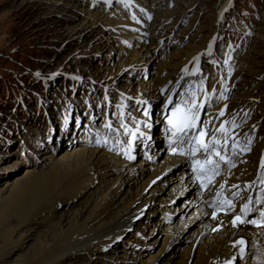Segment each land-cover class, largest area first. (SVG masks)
<instances>
[{
  "label": "bare ground",
  "instance_id": "1",
  "mask_svg": "<svg viewBox=\"0 0 264 264\" xmlns=\"http://www.w3.org/2000/svg\"><path fill=\"white\" fill-rule=\"evenodd\" d=\"M87 1L21 0L20 4L25 5L24 7L28 9L25 13L29 15L38 8H51L43 20L46 22L43 23V27L52 28L65 21L66 24L61 27L63 29L57 31L65 33L57 35L60 40L65 39L74 44L76 41L82 42L88 36L94 35L88 42L92 43L96 50L106 49L107 53L113 52V55L123 51V56L119 55V57L124 61L121 60L119 68H117V65H120L119 60L115 69L111 65L112 62L106 65L90 63L97 69L95 77L102 80L105 86H109L106 82L112 78L119 79L120 74L126 69L147 66L155 54L154 44L159 43L161 36L167 39L169 33L180 23L181 13H187L194 8L196 13L194 20L203 13L198 6L199 0H146L153 6L158 4L160 6L159 14L154 22L156 24L152 27V36L157 37L158 40L153 39L149 45L139 46L129 54L131 51L128 48H119L118 45L130 43L110 35L107 31L108 23H121L124 31L130 34H143L147 30V24L134 23L127 18L128 10L115 12V20L109 21L107 16L101 13L103 11L101 3L94 4L91 0ZM218 1L223 4L221 11L227 0ZM68 15L73 18H67ZM78 17L79 21L73 23L72 21ZM186 26L176 32L175 39L179 40L178 45L167 55L161 54L163 59L160 58L156 70L150 72L149 83L132 79L129 86L125 85L127 91L135 94V88L140 87L148 96L154 95L155 81L157 87L168 90L169 84L175 82L174 78H171L172 73L167 74L168 68L180 69L185 64L184 57L188 60L203 46V40H200L203 30L187 40V31L190 28ZM80 47L83 49L82 46ZM74 59H71L72 63H75ZM243 59L239 60L242 67L236 73L235 79L250 70L249 75L251 77L255 75L254 72L252 73V64L248 66L247 71L245 70L246 64L243 63ZM249 61H254L253 57L252 59L248 57ZM130 73L132 74V71ZM138 74L140 76V73ZM244 78L243 75L241 80L243 81ZM122 79H124L123 76L119 81ZM125 93L128 94L126 91ZM155 93L152 99H156L158 92ZM138 96L149 98L144 93L137 94ZM253 101L251 95L240 91L231 103L237 112L239 108L245 110L246 106L254 107L255 112L258 108L257 111L261 114L257 117L263 118L254 119L250 116L243 125L247 126L245 127L247 132L253 135L257 133L256 137L260 140L259 137L264 136V105L257 106V103ZM152 136L155 137L154 134ZM61 143L59 147H63L62 152L58 153L57 147V153L51 151L44 153L39 164L25 167L12 179H8V172L2 178L0 177L1 180L7 178L0 186V264H8L9 258L16 251L27 246H30V250L18 264H113L110 261L115 264H213L216 257H227L233 254L229 251L227 244L240 236L253 238L252 244L254 241H260L259 247H255L252 255L241 264H264L263 231L235 232L224 229L219 234L204 236L193 252L194 239L202 231L196 228L190 231L195 225L185 230L187 221L180 222L179 217L176 221L177 216L174 218L164 216L165 213L176 212L175 205H170L173 200L176 199L175 204L179 206L184 185L180 184V176H173V174L179 169L185 171L186 166L183 164L186 165V163L177 165L181 168L176 170L174 169L177 166L174 167L171 170L173 172L170 171L162 180L154 181L168 165L174 164V159L170 161L162 159L158 164H150L141 158L134 164L126 165L99 149L88 151L87 147H81L79 143L68 145L64 141ZM159 145V141L154 138L152 148L156 150ZM263 145L264 138L253 149V153L247 156L246 172L243 174L251 179L256 170L259 150ZM13 163H15L14 159L4 166L5 170L10 169V164ZM22 166L20 163L12 171H19ZM95 182L98 185L90 188ZM166 184H170L167 189ZM246 185L251 184L244 183V186ZM73 200L79 201L78 205L71 209L70 206L65 207L61 215H58L59 201L64 203L67 201L68 204ZM146 205L151 208L144 218L134 220L129 227V222H132L136 216L134 214L139 210L143 212ZM188 210V207H181V213L184 215L191 214L192 211ZM135 225L139 226L137 230H134ZM149 225V231L146 234L144 229ZM160 228L161 232H159ZM128 230L127 235L131 239L127 243L121 242L122 244L111 246L105 251V248L111 244V240L115 242L118 235ZM138 233L142 236L150 235L149 240L142 241L138 238ZM32 240L33 243H30ZM130 241L133 243H129ZM148 247L156 248L151 250L153 248L148 249ZM80 259L83 261L78 263Z\"/></svg>",
  "mask_w": 264,
  "mask_h": 264
},
{
  "label": "rangeland",
  "instance_id": "2",
  "mask_svg": "<svg viewBox=\"0 0 264 264\" xmlns=\"http://www.w3.org/2000/svg\"><path fill=\"white\" fill-rule=\"evenodd\" d=\"M86 2L88 1L86 0ZM229 2L230 0H227L226 5L220 11L223 5L220 4V1L199 0L198 6L203 13L199 17L197 16L198 19L196 20H194L196 17L194 8L187 13H181L180 23L174 28L175 30L169 33L167 39H163L165 40L164 45H168V38L172 32H175V35H177L176 32L187 25L186 27L190 28L187 31V40L192 39L198 32L203 30L200 35V40H203V46L200 48H205L206 40L210 37V31L215 29L217 15L222 14L223 10L230 5ZM248 2L249 0H235L236 9L241 8V5ZM20 3L21 0H0V177L2 178L8 172V179L17 176L24 169L23 167L19 171H12L21 163L20 159L17 158L19 154H16L17 144L20 141L19 134H24L23 132L28 128L32 129L34 126L36 128L39 123H43L42 120L44 117L47 118V114L48 116H52L55 109L54 106H57L58 98L60 96L62 97V94L65 93L63 91L66 90L67 93H72V89L75 86L82 85L77 80L71 79V76L82 77L83 79L90 77L96 78L95 73L97 69L95 67L93 68L92 65H106L108 62H111V55H113V52L107 53L106 49L96 50L92 46V43L88 42L92 39L91 36L94 35L88 36L82 42L76 41L74 44H71L70 41H66L65 39L60 40L57 35L60 36L65 33H58L57 31L63 29L61 27L66 24L65 21L54 25L52 28L46 29L43 27V23H46L43 20L47 15V11L51 8H38L29 15V13H25L28 10L24 7L25 5H21ZM250 8L258 13V19L255 21V24L250 26L253 31L252 44L241 60L244 58L243 60L249 63L248 66L253 65L252 73L254 72L253 74L255 75L251 77L249 75L251 74V70L248 72L247 67V72L242 74L245 80L239 81L238 87L240 90L238 89L236 94L242 91L243 94L251 95L254 100L253 102L257 103V101H260V104L264 105V0H254ZM218 12L219 14H217ZM68 17L72 16L68 15ZM243 17L242 15L239 20H242ZM78 21L79 17L72 22L75 23ZM171 51L172 49H168L166 51H160L158 55L155 53L152 61L147 64L150 72H154L159 59H163L162 56L167 55ZM248 57L250 59L253 57L254 61L248 62ZM72 58L75 63L71 62ZM102 60L107 61L104 62ZM114 60L111 65L116 67L118 59ZM143 67L132 69V74L130 73L131 75L128 78L123 76L124 79L118 82L119 90L125 92L127 90L125 85L129 86L132 83V79L130 78L132 76L138 77V73H141ZM176 69L171 67L168 70L175 71ZM57 72L59 74H56ZM96 81L102 83L100 79ZM130 87L132 88V86ZM157 104L158 102L156 101L154 105L157 106ZM257 110L255 113L258 112ZM257 114L259 115L261 112L259 111ZM258 115H255V118H260L257 117ZM253 117L254 115L251 118ZM33 131L37 130L34 129ZM24 136H27V134ZM13 140L16 142L14 143ZM13 159L15 163L10 164V169L5 170L4 166L9 164ZM183 166L186 165L183 164ZM178 168L181 167L177 166L174 170ZM179 171L181 170L179 169L174 172L173 176ZM5 180L7 178L0 179V186L4 184ZM169 186L170 184H166L165 188L167 189ZM78 202L75 200L68 204L67 201L65 203L61 202L63 204L62 207H57L58 215H61L65 207L70 206V209L75 208ZM182 203L183 200L181 199L179 204L181 205ZM169 213H172V211ZM166 214H164L165 217H167ZM150 225L144 229L146 234L149 231ZM137 227L139 226L135 225L134 230H137ZM195 228L196 226L192 227L190 231ZM161 231L160 228L159 232ZM128 233L129 230L123 231L118 235L116 241L122 238V243H127L131 239L127 235ZM148 236L150 235H146L147 239H149ZM110 242L113 244L112 246L119 244H114L112 240ZM30 243H33V240ZM122 243L120 242V244ZM129 243L132 244L133 242L130 241ZM29 248L30 246H27L24 249L16 251L9 258L8 264H18L26 256L27 252H29ZM82 261L80 259L78 263Z\"/></svg>",
  "mask_w": 264,
  "mask_h": 264
},
{
  "label": "snow or ice",
  "instance_id": "3",
  "mask_svg": "<svg viewBox=\"0 0 264 264\" xmlns=\"http://www.w3.org/2000/svg\"><path fill=\"white\" fill-rule=\"evenodd\" d=\"M210 54V53H209ZM185 71H187V69H185ZM143 103V102H142ZM172 101L171 99L168 100V104H171ZM196 107L195 101L192 102L191 107L188 108H182L180 105H176L171 112V116L166 117L168 124L171 126L172 129V136L176 137L177 139L173 141V143H176L177 141L179 143H183L185 140V137H187L190 141H198L199 142V146L200 148H202L204 150V152L207 154L208 158L205 159L204 164H211L213 163V161L210 159V153H209V142L205 141L203 139H201L202 137H204L206 135L203 127H200L199 132L197 133H193L191 135H189V130L190 129H195L197 128V120H198V115L196 113H194L192 111L193 108ZM202 107V106H201ZM178 114H180L178 116ZM145 116H149L150 113L149 111L145 110L144 112ZM221 116L224 115L223 111L220 113ZM146 127H149V125H145ZM109 128H111V124L108 125ZM121 127H123L125 129V133H129V129L127 127V125L122 124ZM139 128L140 125L139 123H136V130L135 131H131V137L133 140H135L137 138V133L139 132ZM219 130H223V125H221V129ZM141 135H143V133H141ZM212 142H214L215 144L219 145L220 141L218 139H216L215 136L212 137ZM227 143V139H225V144ZM233 147H235V143L233 144ZM198 149H196L195 147L191 150V154L195 155L196 151ZM247 150V149H245ZM176 149H173V152H175ZM215 155L218 156L220 158V160H224L226 163L228 162L225 158V156L221 155V153L219 151H215ZM181 154H183L181 152ZM131 158V157H129ZM204 164L201 163L200 160L195 161V165L196 167L193 168V171H203L204 169ZM234 166V165H232ZM219 165L216 164V168H218ZM261 170L264 171V159H262L261 161ZM210 171H212V176L207 177L208 182L211 183L213 176L218 175L219 173L215 170V169H211ZM197 179H201V177L198 175ZM234 187H238V186H234ZM221 188H223V185H221ZM220 193H217V196H219ZM227 207L222 209L224 211V214L227 215L229 214V212L231 210L234 209V205L232 204L231 201H224L223 202ZM249 203H251V200H249ZM242 211L244 212L245 216L253 211V209H250L248 207V204H245ZM261 216L264 217V213H261ZM212 218L215 220L217 219V215L216 213H212ZM219 223L221 225H223L224 221L220 220ZM232 227H238L239 225L245 224V223H251V224H257L258 222L256 220H245L243 219L240 215H236L234 216L231 221H230ZM239 245H241L242 247H240L239 252H240V256L241 258H243V254H244V247L243 245L245 244L244 240H239L238 242ZM236 244H233V247H235ZM236 256H233L231 258V260L227 261L226 264H232V261H235Z\"/></svg>",
  "mask_w": 264,
  "mask_h": 264
}]
</instances>
